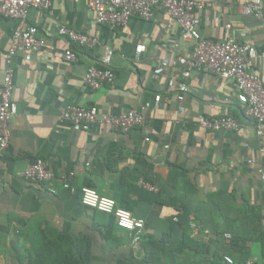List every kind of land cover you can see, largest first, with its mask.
<instances>
[{
	"label": "crops",
	"instance_id": "crops-1",
	"mask_svg": "<svg viewBox=\"0 0 264 264\" xmlns=\"http://www.w3.org/2000/svg\"><path fill=\"white\" fill-rule=\"evenodd\" d=\"M249 1L207 4L196 16L199 34L217 41L231 36L261 51L264 31L243 13ZM26 22L47 45L30 61L17 55L11 63L17 111L0 158V264H30L43 239L58 236L89 264H146L144 252H152L149 264H225L224 256L234 264H264V128L258 136L232 84L204 72L182 76L178 58L187 57L193 43L180 28L159 11L150 22L132 18L127 27L112 30L98 25L83 1L69 0H56L47 13L29 10ZM19 27L0 17V86L8 68L4 55ZM61 27L95 37L98 45L79 47L59 34ZM105 47L113 51L115 81L91 90L83 76L88 67L100 66ZM67 50L77 55L75 64L62 59ZM252 71L264 83V62L255 61ZM69 104L112 115L140 110L147 121L128 133L99 124L75 132L58 121ZM225 115L240 122L239 132L214 133L197 125L199 116ZM37 159L54 175L55 193L24 178L26 166ZM82 187L142 220L147 250L133 248L132 235L112 217L85 208ZM183 214L198 232L184 233V221L177 222Z\"/></svg>",
	"mask_w": 264,
	"mask_h": 264
},
{
	"label": "built area",
	"instance_id": "built-area-1",
	"mask_svg": "<svg viewBox=\"0 0 264 264\" xmlns=\"http://www.w3.org/2000/svg\"><path fill=\"white\" fill-rule=\"evenodd\" d=\"M56 0H0V17L14 20L20 27L13 32L8 51L4 60L8 65L2 85L0 86V158L5 154L11 138L10 123L15 116L17 107L12 100L14 71L11 67L12 59L21 55L25 61H30L33 55L41 52L46 47V41L38 35L36 27L27 24L29 10L43 13L50 11ZM74 4L83 1L88 11L93 15L98 25H103L112 30L127 27L132 18H139L145 22L152 21L157 12L162 11L181 30L182 38L192 42V52L178 62L184 67L182 76L189 77L190 72H204L225 84H232L237 92L239 101L244 105L245 114L254 123L256 134L261 136L264 128V83L260 76L252 71L255 61L264 62V48L261 51L247 43L237 42L231 36L223 41H217L201 36L197 29L196 16L209 3L216 0H69ZM245 15L253 18L261 25L264 31V0H250L243 8ZM230 29L231 26L227 25ZM59 34L68 38L79 47L92 49L98 45L95 37L85 35L74 30L61 27ZM142 53V47L136 48V60ZM113 51L105 47L100 66H90L84 76V85L91 90H98L105 86L113 85L115 74L111 68ZM62 59L75 64L77 55L72 51H65ZM180 92H186L181 87ZM181 98V97H180ZM61 124H66L75 132H89L96 125L107 126L110 130L128 133L144 127L146 116L139 110H129L120 115L101 113L95 107H81L73 104L66 105L58 116ZM197 125L202 130L214 133L239 132L240 122L230 116L207 118L199 116ZM254 163V161H250ZM258 173L263 174L259 169ZM24 178L28 182L41 183L47 186L49 193H55L54 175L47 168L44 160L37 159L28 164L24 170ZM144 188L153 190L151 186L140 182ZM64 189L70 190V185L62 183ZM80 202L87 208L114 219L116 226L132 235V247L139 248L141 231L144 228L142 220L126 209L117 206L112 199L100 196L88 187L79 190ZM189 227L198 232L200 228L189 218ZM207 234V232H204ZM225 264H233L228 256L223 257ZM243 264H256L246 260Z\"/></svg>",
	"mask_w": 264,
	"mask_h": 264
},
{
	"label": "trees",
	"instance_id": "trees-1",
	"mask_svg": "<svg viewBox=\"0 0 264 264\" xmlns=\"http://www.w3.org/2000/svg\"><path fill=\"white\" fill-rule=\"evenodd\" d=\"M180 220L184 221V233L188 234L191 231L189 227V216L183 214L182 217L177 219V222H180ZM148 240L149 236L140 235L139 248L143 251L147 250L146 243ZM144 254V262L149 264L148 260L152 256V252H144ZM30 264H89V261L83 253L75 249L71 241H67L64 237L58 236L54 240L43 239L42 248L38 251L35 260L30 261ZM185 264H188V262Z\"/></svg>",
	"mask_w": 264,
	"mask_h": 264
}]
</instances>
